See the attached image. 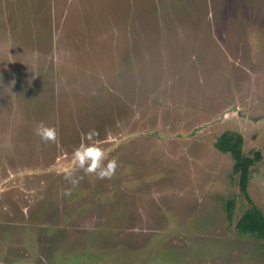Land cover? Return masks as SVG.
<instances>
[{
    "label": "rangeland",
    "instance_id": "374dc122",
    "mask_svg": "<svg viewBox=\"0 0 264 264\" xmlns=\"http://www.w3.org/2000/svg\"><path fill=\"white\" fill-rule=\"evenodd\" d=\"M91 129L119 167L73 187ZM226 131L259 153L251 202L215 145ZM253 204L264 0H0V264H264L237 228Z\"/></svg>",
    "mask_w": 264,
    "mask_h": 264
},
{
    "label": "clouds",
    "instance_id": "9594fccd",
    "mask_svg": "<svg viewBox=\"0 0 264 264\" xmlns=\"http://www.w3.org/2000/svg\"><path fill=\"white\" fill-rule=\"evenodd\" d=\"M35 134L44 142L55 143L58 139L57 129L43 121L36 126ZM98 136L97 130L91 129L84 134L85 142L75 148L71 154V166L65 170L64 178L73 187L78 186L83 179V176L77 175L80 171L103 180L110 179L119 167L117 159H109V153L104 149L103 142L97 139ZM65 194L70 195V190Z\"/></svg>",
    "mask_w": 264,
    "mask_h": 264
},
{
    "label": "trees",
    "instance_id": "16d2710c",
    "mask_svg": "<svg viewBox=\"0 0 264 264\" xmlns=\"http://www.w3.org/2000/svg\"><path fill=\"white\" fill-rule=\"evenodd\" d=\"M216 147L224 153H229L233 160V172L239 176L240 191L251 202L248 192L251 169L257 160V156H249L244 151V137L237 131H226L216 141ZM235 209V199L227 204L228 217L232 219ZM240 233L257 236L264 239V213L256 205L244 210L237 221Z\"/></svg>",
    "mask_w": 264,
    "mask_h": 264
},
{
    "label": "water",
    "instance_id": "95a60500",
    "mask_svg": "<svg viewBox=\"0 0 264 264\" xmlns=\"http://www.w3.org/2000/svg\"><path fill=\"white\" fill-rule=\"evenodd\" d=\"M257 155H259V153L258 152H255V156H257Z\"/></svg>",
    "mask_w": 264,
    "mask_h": 264
}]
</instances>
